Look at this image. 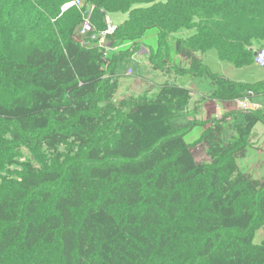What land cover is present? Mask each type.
<instances>
[{"label":"trees","instance_id":"16d2710c","mask_svg":"<svg viewBox=\"0 0 264 264\" xmlns=\"http://www.w3.org/2000/svg\"><path fill=\"white\" fill-rule=\"evenodd\" d=\"M69 1L16 0L9 10L32 17L27 30L37 32L20 59L3 64L5 86L27 95L0 104V127L45 160L17 163L0 144V264H264V241L254 244L264 178L237 165L264 123V105L226 113L188 144L198 123L181 129L172 120L191 90L165 83L150 99L113 104L116 67L151 31V64L157 70L162 58V67L208 80L206 100L264 95L212 74L196 56L215 50L237 69L251 65L264 47V0H81L95 5L97 32L105 16H128L108 40L130 48L114 54L77 39L79 12L61 15ZM184 31L194 35L175 37ZM198 146L208 161H196ZM244 200L252 207H239Z\"/></svg>","mask_w":264,"mask_h":264},{"label":"rangeland","instance_id":"374dc122","mask_svg":"<svg viewBox=\"0 0 264 264\" xmlns=\"http://www.w3.org/2000/svg\"><path fill=\"white\" fill-rule=\"evenodd\" d=\"M15 2L16 0H0V104L5 105L12 104L14 101H24L27 93L25 89H20L17 86L13 87V89H8L5 86L2 72L3 64L5 62L11 61L12 59H20L27 52V50L33 46L34 40H36L35 35L37 32V29L35 31L29 32L27 30V27L34 25V22L31 21L32 17L26 16L21 18V15L17 16L10 14L9 10L12 8V6H14ZM18 2L16 4H18ZM125 17L126 16L123 14L111 15L110 19L112 24L116 27L117 22L125 19ZM156 59L158 60L160 67L156 70V67L150 62V71L152 72L146 71L143 78L139 77V73V75L136 73L135 76L132 75V77L129 78H126L124 75L121 77V80L119 81L120 87L118 88V92L113 99L114 105L117 106L121 102H125V104L129 107L143 98L150 99L154 97L159 84L163 83L164 81L166 82V79H169L170 77L168 76L166 79L161 78V74L170 71L167 67H162V58ZM206 59L207 60H205V64L212 72L220 74V72H225V70L228 69L227 67H229L228 63L224 64L225 62H222L217 58V53L215 50L209 51ZM130 64V61L122 62L120 65L121 67L117 72L122 74ZM234 71L236 73V80H243L242 82H250V80H264V69L258 68L256 65L244 69L234 68ZM181 81L179 82L181 86L185 85L187 88H191L193 83H195L194 80L189 81L187 78L182 79ZM180 108H184V106H181ZM213 121L214 119L212 122ZM212 122L210 120L207 122H200L199 127L205 128L208 125L211 127L213 125ZM226 136L228 135L226 134ZM10 137L11 134L8 131L3 132V128L0 127V144L3 145V149L6 153L13 156L14 161L21 163L28 162L30 160L36 167H39L38 163H44L43 160H45V156L41 151L39 153L36 152L37 148L30 150L23 145L16 144ZM193 151L198 163H204L208 161L206 155L202 152L201 146L194 147ZM256 152H258V150H253L250 148L245 160L237 161V165L241 171L250 175L254 179H263L264 156H257ZM6 169L13 170L15 168L14 166L11 168L8 166ZM242 205H246L249 208L252 207L249 200L242 201L239 204V207ZM263 241L264 226H262L261 229L256 232L254 244L260 245V243Z\"/></svg>","mask_w":264,"mask_h":264},{"label":"crops","instance_id":"0c3cea01","mask_svg":"<svg viewBox=\"0 0 264 264\" xmlns=\"http://www.w3.org/2000/svg\"><path fill=\"white\" fill-rule=\"evenodd\" d=\"M165 1L166 0H161V2H165ZM111 15H120V14H109V15H107L108 19L112 23V21L110 19ZM124 16H126L125 19H122L120 22H117L116 27L113 24L112 25L115 28H117L120 25H122L123 23H125L127 21L128 16L127 15H124ZM193 35H194V32L184 31V32L177 34L175 37L178 39L186 40ZM129 48L130 47L127 45L123 46L119 49L118 52L119 53L124 52L125 50H128ZM262 49H264V47L258 48L256 50V53ZM156 50H157V33L155 31L148 32L140 42L136 43L133 47L130 48L127 61H130L131 64L124 70V72L122 74L120 72L119 73L117 72L118 69L121 67L120 66L121 64H118V66L116 67L115 73L117 75H119V81L121 80V77L123 75L126 78L132 77V76L127 77V75H126V73L129 69L132 70V75L135 76L136 73L137 74L139 73L140 74V75L138 74L139 77L143 78V76H145L144 75L145 72L146 71L149 72L151 70L150 69L151 68L150 62H151V58L155 54ZM209 51H211V50H209ZM209 51H207L206 53H204L202 55L199 53L196 55L202 61L203 65L209 70V72H211L214 75L224 76L228 80L235 82V83H238V84L257 85V87L264 88V80H257V81L256 80H250V82H242L243 80H236V78H235L236 73L234 71L235 67L229 63H228L229 67H227L228 69H226L225 72H220V74L216 73V72H212L210 70V68L205 64V60H207L206 58H207V54ZM217 58H218V56H217ZM208 59H209V57H208ZM226 63L227 62H225L224 64H226ZM185 64L186 63L182 60L181 66L184 67ZM253 65H256L254 63V61L251 65H249L247 67H252ZM166 67L169 69L170 72H168V71L164 72L163 74H161L162 75L161 78L166 79L168 76H170V77H169V79H166V82L164 81L163 83L159 84L158 88L162 84H165V83H174V84H176L182 88L191 90L193 92L190 102L184 108H178L177 114L172 120V124L175 127L181 128V129L184 127H187V125L189 126L193 122L198 123V126L194 127L191 130V132L188 133L185 137L188 144L195 143L199 139L201 134L210 128V125L206 126L205 128L199 127L200 122H207L209 120L212 122L213 119L218 120L221 116L225 115L228 112H237L238 111L236 101L235 102H229V103H218V102L206 100V98L209 97V94L212 91V88H211L208 80H206L204 78L194 79V78H190L187 75H180V73L178 72L176 67H174L173 65H167ZM247 67H245V68H247ZM150 72H152V71H150ZM222 73H224V74H222ZM186 78L189 81L194 80L195 83H193L191 88L190 87L187 88V87H185V85L181 86V84L179 83L182 79H186ZM119 87H120V83H118V88ZM158 88H157V91H158ZM255 101L261 102L264 105V95L257 97ZM251 148L253 150H258V152H256L257 156H261V155L264 156V123L257 124L255 126V128L253 129V134H252V139H251ZM202 152H203V154H205L204 148H202ZM196 160H197V158H196Z\"/></svg>","mask_w":264,"mask_h":264},{"label":"built area","instance_id":"2783aa9c","mask_svg":"<svg viewBox=\"0 0 264 264\" xmlns=\"http://www.w3.org/2000/svg\"><path fill=\"white\" fill-rule=\"evenodd\" d=\"M71 9H76L81 17L80 25L76 34L77 39L83 41L85 44H91L99 49H103L106 54L117 53L119 51L121 47H113L109 43L108 39L115 32V27L112 25L107 16L104 18L106 29L98 32L95 30L92 23V17L95 12L94 4H84L81 0H71L62 6L61 15ZM127 46L129 45L127 44ZM254 63L259 68L264 69V49L259 50L255 54ZM126 75L132 76V70L129 69ZM252 97L253 92L248 91L244 99L236 101L238 112L250 113L262 109L263 104L261 102L251 100Z\"/></svg>","mask_w":264,"mask_h":264},{"label":"clouds","instance_id":"9594fccd","mask_svg":"<svg viewBox=\"0 0 264 264\" xmlns=\"http://www.w3.org/2000/svg\"><path fill=\"white\" fill-rule=\"evenodd\" d=\"M116 29V28H115Z\"/></svg>","mask_w":264,"mask_h":264}]
</instances>
